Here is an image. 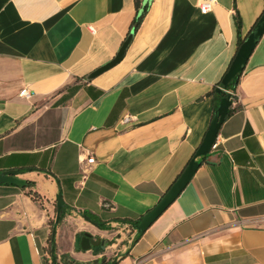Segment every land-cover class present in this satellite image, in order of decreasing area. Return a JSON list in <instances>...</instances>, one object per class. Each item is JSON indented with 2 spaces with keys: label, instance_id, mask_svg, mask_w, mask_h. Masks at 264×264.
I'll return each instance as SVG.
<instances>
[{
  "label": "crops",
  "instance_id": "0c3cea01",
  "mask_svg": "<svg viewBox=\"0 0 264 264\" xmlns=\"http://www.w3.org/2000/svg\"><path fill=\"white\" fill-rule=\"evenodd\" d=\"M202 2L150 0L123 58L89 78L130 33L134 0H0V173L19 170L42 197L0 183V264H264V33L216 146L134 241L131 223L201 143L236 18L245 37L263 0H215L206 13ZM84 232L110 244L76 251Z\"/></svg>",
  "mask_w": 264,
  "mask_h": 264
},
{
  "label": "water",
  "instance_id": "95a60500",
  "mask_svg": "<svg viewBox=\"0 0 264 264\" xmlns=\"http://www.w3.org/2000/svg\"><path fill=\"white\" fill-rule=\"evenodd\" d=\"M150 0H143L142 5H146ZM141 11H139V14ZM134 28L131 29L130 33L127 35L123 41L120 49L116 53L113 59L99 68L95 69L90 75L89 78H93L104 71L110 69L116 65L124 56L126 48L128 47L130 41L132 40L134 34ZM264 33V13L260 19L256 22L252 29L245 35L243 42L237 49V52L229 66V69L224 77L223 84L226 85L233 78H235L238 73L242 72L245 68L247 60L252 53L254 47L262 37ZM238 83V79L235 80V85ZM232 104V101L229 96L221 99L217 111L211 121L209 128L199 145L195 157L192 158L179 176L174 180V182L169 186L166 192L162 195L160 200L156 205H154L149 211L142 215L139 219L137 226L135 227L137 233H143L148 229L152 223L166 210V208L177 198L181 191L186 187L194 173L201 164V160L197 161V157H205L211 150L212 144L215 142L220 129L221 124L223 123L227 112ZM19 170H8L0 173V183H11L20 187L26 185V181L17 177ZM65 211L64 202L61 194L56 196V218L60 214V211ZM110 244V241L107 239H102L101 237H96L95 239L88 232H84L82 235H77L75 238V249L76 251L89 250L91 247H94V251L97 252L100 249H105V247ZM121 257L114 258L108 264H118ZM61 264H79L73 259H68L67 263L65 261Z\"/></svg>",
  "mask_w": 264,
  "mask_h": 264
},
{
  "label": "trees",
  "instance_id": "16d2710c",
  "mask_svg": "<svg viewBox=\"0 0 264 264\" xmlns=\"http://www.w3.org/2000/svg\"><path fill=\"white\" fill-rule=\"evenodd\" d=\"M134 2H135L136 12H135V16H134V18L132 20V28H134V30H136L138 28V26L140 25L144 15H145V13H146V11L148 9L149 4H146V5L143 6L142 5V0H134ZM139 11H141L140 14H139ZM263 13H264V0H263V3H262V10H261L260 14L258 15V17L256 18V20L254 21L251 29L256 24V22L260 19V17L262 16ZM236 26H237V30H238V43H237L238 44L237 49H238V47L240 46V44L243 42V39H244V36L241 34V22H240L239 18H236ZM236 52H237V50H236ZM236 52H235V54H236ZM235 54L231 58L226 70L224 71V73L220 77L219 81L215 85H213L211 87V89L206 94L207 96H211L212 100H213V108H212V114H211V117H210L209 125H210L211 121L213 120V117H214V115H215V113L217 111V108L219 106V103H220L221 99L229 96L232 102L237 100L236 88H237V84L238 83L235 85V80L238 79V81H239L243 71L238 73V75L235 78H233L226 85L223 84L224 77H225V75H226V73H227V71L229 69V66H230ZM237 108H238V105L232 106V104H231V106H230L225 118H227ZM209 125H208V127H207V129H206V131H205V133H204V135L202 137V140H203V138H204V136H205V134H206V132H207V130L209 128ZM202 140H201V142H202ZM198 147L194 151V153H193L192 157L190 158V160L195 157V154H196V151H197ZM32 186H33V183L31 181H26V185L23 187V189L28 188L27 194L30 195L34 200H38V201L41 200L42 199L41 195L36 190H33ZM64 215H65V211L61 210L60 214L58 215L57 218L55 216L54 219H50V226H51V231H52L51 237H50V247L51 248H53L52 238H53V234L55 232V227L62 220ZM83 217L86 220L90 221L91 223H93V224H95V225H97L99 227L104 226V224H102L100 222L98 217H96L93 214L83 213ZM139 219L140 218H138L137 220H135L134 222L131 223L133 228H135L137 226ZM140 235H142V233H137L134 241L137 240V238H139ZM111 261L112 260H108L107 263H110Z\"/></svg>",
  "mask_w": 264,
  "mask_h": 264
},
{
  "label": "built area",
  "instance_id": "2783aa9c",
  "mask_svg": "<svg viewBox=\"0 0 264 264\" xmlns=\"http://www.w3.org/2000/svg\"><path fill=\"white\" fill-rule=\"evenodd\" d=\"M215 0H203V2L200 4V11L202 13H206L207 11H209V9L211 8V5L212 3L214 2ZM91 30H93L92 27H90ZM21 95H28V90L25 88V89H22L21 92H20ZM235 102V101H234ZM233 103V102H232ZM216 146L215 143L212 144V147L211 148H214ZM94 162V158L93 157H89L86 159V163L87 164H91Z\"/></svg>",
  "mask_w": 264,
  "mask_h": 264
},
{
  "label": "flooded vegetation",
  "instance_id": "af4514ba",
  "mask_svg": "<svg viewBox=\"0 0 264 264\" xmlns=\"http://www.w3.org/2000/svg\"><path fill=\"white\" fill-rule=\"evenodd\" d=\"M93 248H94V247H93ZM63 261H65V262L67 263L68 258H66V259L63 258V259H61V262H63ZM107 261H108V260H106L105 257H104V258H101L98 262H95V264H108Z\"/></svg>",
  "mask_w": 264,
  "mask_h": 264
},
{
  "label": "rangeland",
  "instance_id": "374dc122",
  "mask_svg": "<svg viewBox=\"0 0 264 264\" xmlns=\"http://www.w3.org/2000/svg\"><path fill=\"white\" fill-rule=\"evenodd\" d=\"M106 259V258H105Z\"/></svg>",
  "mask_w": 264,
  "mask_h": 264
}]
</instances>
